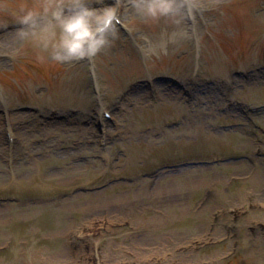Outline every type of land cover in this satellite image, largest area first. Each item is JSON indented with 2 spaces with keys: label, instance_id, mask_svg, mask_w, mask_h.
I'll return each mask as SVG.
<instances>
[{
  "label": "rangeland",
  "instance_id": "1",
  "mask_svg": "<svg viewBox=\"0 0 264 264\" xmlns=\"http://www.w3.org/2000/svg\"><path fill=\"white\" fill-rule=\"evenodd\" d=\"M49 2L58 0H0V26L20 29L21 4ZM110 2L92 0L98 11ZM192 2L193 35L185 20L125 5L131 33L115 29L95 57L99 100L84 62L41 61L19 31H0V107L17 136L7 150L0 114V264H264V146L246 142L264 139V0ZM173 31L184 35L166 53L145 54V35L158 43ZM156 72L181 77L191 94L165 82L126 95L100 147L89 122L96 102L109 107L132 79ZM114 175L100 190H75Z\"/></svg>",
  "mask_w": 264,
  "mask_h": 264
},
{
  "label": "clouds",
  "instance_id": "2",
  "mask_svg": "<svg viewBox=\"0 0 264 264\" xmlns=\"http://www.w3.org/2000/svg\"><path fill=\"white\" fill-rule=\"evenodd\" d=\"M118 3L116 0L100 11L93 7L92 0H58L38 7L21 4L17 16L21 25L19 36L42 50L41 61L91 60L115 36ZM131 3L139 16L153 20L166 17L176 25L191 17L194 8L192 0H131ZM183 35V31H173L158 43L145 35V54L166 53L168 43Z\"/></svg>",
  "mask_w": 264,
  "mask_h": 264
},
{
  "label": "bare ground",
  "instance_id": "3",
  "mask_svg": "<svg viewBox=\"0 0 264 264\" xmlns=\"http://www.w3.org/2000/svg\"><path fill=\"white\" fill-rule=\"evenodd\" d=\"M16 31H19V29L11 28V29H8L7 31L3 32V33L1 34V36L8 35V34H11V33H13V32H16ZM246 142H248L249 144L253 143V144L256 145V146L262 145V144H256L254 141H251L249 138H246ZM249 144H248V145H249ZM262 146H264V141H263V145H262ZM260 159L262 160V158H260ZM262 163L264 164L263 161H262ZM260 167H262V171L264 172V165L261 164Z\"/></svg>",
  "mask_w": 264,
  "mask_h": 264
}]
</instances>
